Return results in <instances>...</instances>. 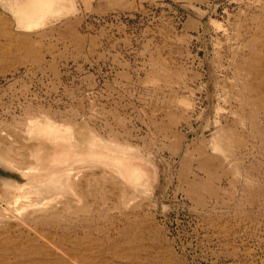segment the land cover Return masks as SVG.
<instances>
[{
	"label": "rangeland",
	"instance_id": "obj_1",
	"mask_svg": "<svg viewBox=\"0 0 264 264\" xmlns=\"http://www.w3.org/2000/svg\"><path fill=\"white\" fill-rule=\"evenodd\" d=\"M20 259L264 264V0H0V264Z\"/></svg>",
	"mask_w": 264,
	"mask_h": 264
},
{
	"label": "bare ground",
	"instance_id": "obj_2",
	"mask_svg": "<svg viewBox=\"0 0 264 264\" xmlns=\"http://www.w3.org/2000/svg\"><path fill=\"white\" fill-rule=\"evenodd\" d=\"M48 124V126H47V128H48V130L51 132V133H53L54 132V129H55V125H54V123L52 124V123H50V122H47ZM95 137V136H94ZM97 139V138H96ZM96 139H94V140H96ZM98 140V139H97ZM98 147H100V146H98ZM102 148V147H101ZM103 149H106V148H103ZM122 155V154H121ZM125 156H127V155H124V157H123V155L121 156V158H119V159H117L116 160V162H117V164L115 165V168L116 169H124V168H127V170H130V171H132V172H135V173H137V174H139V168H137L136 166H134V165H132L130 162H129V159L127 158V157H125ZM58 157H60V156H58ZM5 161V160H4ZM7 162H8V160H7ZM58 162V161H57ZM65 162V161H64ZM64 162H63V164H64ZM11 163V162H10ZM59 163H61V162H59ZM8 164V163H7ZM125 170V169H124ZM73 171V170H72ZM69 174V173H68ZM54 175V174H53ZM74 175V174H73ZM77 175V174H76ZM46 177V176H45ZM61 177H62V175H61ZM73 178V177H72ZM74 179V178H73ZM72 179V180H73ZM61 180V179H60ZM71 180V181H72ZM5 181H7V179L5 180ZM9 181V180H8ZM58 181V180H57ZM62 181V180H61ZM48 182V181H47ZM66 182L69 184V182H70V177L69 176H67V178H66ZM8 183V182H7ZM4 184H6V183H4ZM14 184V183H13ZM12 184V185H13ZM64 184V183H63ZM34 185V184H33ZM42 186V185H41ZM43 187V186H42ZM52 188V187H51ZM37 189H39V188H37ZM37 189H35V188H31V187H23V188H21V189H16L14 192H11L12 194H10V192H9V194L11 195V196H9L10 198H9V202L8 201H6V203L8 202V205L10 204V207H11V205L13 206V208H15V209H20L21 208V206L22 205H25L26 203H23V202H30V203H32L31 201H33V200H31V199H29V194L30 193H38V191H37ZM49 189V188H48ZM45 191V190H44ZM41 192H43V191H41ZM52 193H53V191H51ZM43 193H46V192H43ZM42 193V194H43ZM47 193H49V192H47ZM51 194V193H50ZM53 195V194H52ZM61 195V194H60ZM31 197V196H30ZM45 197H47V196H45ZM45 197H43V199L45 198ZM31 198H34V197H31ZM36 198H37V196H36ZM36 198H34V200H35V202L37 201L36 200ZM40 199V198H39ZM69 200H71L70 198H69ZM38 201H41V199L40 200H38ZM60 203V202H59ZM7 205V204H6ZM30 205V204H29ZM5 208V207H4ZM12 208V207H11ZM12 208V209H13ZM9 209V208H8ZM14 209V210H15ZM14 241H16V240H14ZM6 242V241H5ZM10 242V241H9ZM8 242V243H9ZM8 243H6L7 245H8ZM5 245V244H4ZM6 245V246H7ZM15 245V244H14ZM21 245V244H20ZM2 246V245H1ZM13 246V245H12ZM28 246V245H27ZM26 246V247H27ZM36 246V245H35ZM9 247V246H8ZM25 247V246H24ZM30 247V246H29ZM28 247V248H29ZM38 247V246H37ZM36 247V248H37ZM23 248V247H22ZM36 248H34V249H36ZM11 249V248H10ZM24 250V249H23ZM33 250V249H32ZM38 250H39V248H38ZM13 251V250H12ZM28 251H30V250H28ZM27 251V252H28ZM40 251V250H39ZM25 252V251H24ZM27 252H26V254H27ZM34 252V251H33ZM36 252V251H35ZM38 252V251H37ZM36 252V253H37ZM41 252V251H40ZM21 253V252H20ZM10 254H12V253H10ZM22 254V253H21ZM20 254V255H21ZM23 254H25V253H23ZM43 254V253H42ZM8 255H9V253H8ZM19 255V256H20ZM31 255V254H30ZM45 256V255H44ZM3 257V256H2ZM16 257V256H15ZM22 256H20V258H21ZM25 257V256H24ZM27 257H30L29 255L27 256ZM6 258H7V256H6ZM17 258V257H16ZM23 258V257H22ZM24 259H26V258H23L22 260H24ZM30 258H28V260H29ZM3 260V259H2ZM27 260V261H28ZM32 260V259H31ZM20 261H21V259H20ZM26 261V260H25ZM5 262V261H4ZM4 262H2V263H4ZM10 262V261H9ZM7 263V262H6ZM12 263V262H11ZM24 263V262H23ZM22 263V261H21V264H23ZM33 263V262H32ZM37 263V262H36ZM35 263V264H36ZM42 263V262H41ZM8 264V263H7ZM13 264V263H12ZM30 264H31V262H30ZM42 264H45L44 262L42 263Z\"/></svg>",
	"mask_w": 264,
	"mask_h": 264
},
{
	"label": "crops",
	"instance_id": "obj_3",
	"mask_svg": "<svg viewBox=\"0 0 264 264\" xmlns=\"http://www.w3.org/2000/svg\"><path fill=\"white\" fill-rule=\"evenodd\" d=\"M164 0H82L84 8L95 14H106L112 11L134 10L144 3ZM189 2V0H179Z\"/></svg>",
	"mask_w": 264,
	"mask_h": 264
}]
</instances>
